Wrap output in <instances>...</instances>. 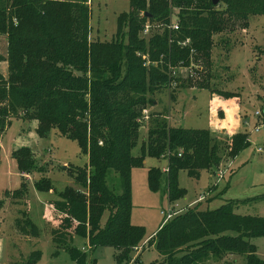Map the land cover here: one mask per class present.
<instances>
[{
  "label": "trees",
  "instance_id": "obj_1",
  "mask_svg": "<svg viewBox=\"0 0 264 264\" xmlns=\"http://www.w3.org/2000/svg\"><path fill=\"white\" fill-rule=\"evenodd\" d=\"M88 2L0 0V36L7 42L8 64L7 79L0 74V138L11 120L20 119L36 125L39 139L55 130L76 141L88 158L84 168L67 169L76 188L57 193L47 178L34 183L38 192L56 196L49 206L62 214L55 223L45 214V221L57 231L51 232L56 235L53 242L65 247L74 264H93L89 252L72 247L74 238L85 241L88 251L112 247L119 252L118 263H131L145 236L143 227L131 224L132 171L141 169L145 158L166 159L167 173L150 168L146 182L150 192L158 193L163 187L168 201L175 202L186 196L179 187V173L198 180L202 171L219 165L228 142L214 139L208 129L174 128L165 117L151 115L156 118L135 156L141 126L147 124L143 111L155 105L152 96L169 83V65L183 64L185 69L192 65L199 73L207 69V78L212 79L215 36L235 24L246 31L249 18L264 16V0H218L216 5L213 0H129L130 10L118 16L111 42L89 40ZM173 10L177 11V31L171 29ZM146 22L165 27L148 44L139 38ZM179 41L189 43L180 48ZM138 53L148 54L150 61L161 57V67L147 70ZM177 84L182 86L179 78ZM197 88L210 87L202 83ZM262 114L264 124V109ZM249 146L241 132L231 138L227 154L235 159ZM33 158L28 147L12 152L21 176L38 169ZM111 172L119 179L120 194L106 184ZM26 194L22 184L11 196ZM247 202L228 201L215 210L191 206L161 225L149 244L164 264H233L239 256L245 258L244 264H264L250 243L264 238V218L234 212ZM3 207L0 200V211ZM24 217L18 223L21 233L39 236L28 216ZM40 256L34 251L10 264H37Z\"/></svg>",
  "mask_w": 264,
  "mask_h": 264
},
{
  "label": "rangeland",
  "instance_id": "obj_2",
  "mask_svg": "<svg viewBox=\"0 0 264 264\" xmlns=\"http://www.w3.org/2000/svg\"><path fill=\"white\" fill-rule=\"evenodd\" d=\"M87 6L90 9L89 40L91 42L114 40L117 18L129 12V0H89ZM176 14L177 11L173 10L170 17L172 25L176 24ZM248 23L246 31H242L241 27L235 24L221 35L215 36L214 66L210 69L212 79L207 78V73L210 72L207 69L199 73L189 65L179 75L182 86L177 85V88L169 91L167 84L165 89L152 96L155 105L148 107L147 112L150 116L165 117L174 128L204 130L208 129L209 89L238 93L242 100L241 132L247 137L249 135L250 146L232 159L227 153L231 138L237 134L228 137L224 133L214 134L209 131L214 139L228 141L225 144L226 155L225 152L222 153L219 165L213 170L202 171L198 180L189 178L186 172H180L179 187L186 191V196L175 202L168 201L163 187L158 193L150 192L146 182V173L150 168H158L167 173V160L145 158L143 167L133 170L131 177L133 206L131 224L144 228L145 236L141 247L136 254L134 253V260L131 263H118L116 257L119 252L114 248L97 247L88 251L85 241L74 238L72 247L81 252H89V260L93 264H164L155 246L149 242L154 239L159 227L170 220L161 215V212L169 209L177 213L173 216L175 217L196 204H200L198 206L203 210H215L228 201L248 200L247 203L235 208V214L264 218V124L261 121L264 109V16L251 17ZM146 26L149 27L148 33L144 34L142 31L139 34V38L146 44L154 34H161L165 28L163 25H151L149 22L145 23L144 27ZM124 42L126 43V40ZM176 46L185 47L180 41ZM137 56L145 61L144 67L147 70L161 67V57L157 61H150L148 54L138 53ZM0 57L4 59L7 57V42L2 36ZM181 65L183 66L178 64L176 67ZM2 66L5 72L6 66L3 63ZM5 75L8 76V71ZM7 76L4 79H7ZM202 83L208 84L210 88H197ZM256 112H259L258 116L255 115ZM216 116L217 119H224L223 112ZM153 118L156 117L151 116L147 124L141 126V137L133 155H138L146 132L152 127ZM255 125L262 126L257 134L253 132ZM34 126L36 127L34 123L29 124L20 119L11 120L0 138V200L4 201V207L0 211V264L23 261L34 251L41 255L37 264H74L65 247L54 244L53 239L56 235L51 232H57L56 228L52 222L45 221V214H49L48 218L54 223L62 216L49 206V201L55 200L56 196L38 192L34 183L41 177L47 178L57 193L66 187L76 188L73 179L67 175V169L84 168L88 158L81 153L76 141L58 135L55 130H51L46 139H39ZM20 147H28L34 154L33 159L38 169L29 175L21 176L12 159L13 150ZM258 148L263 150L261 154L257 153ZM22 184L27 189L26 198L11 196V193L20 189ZM106 184L115 194L121 193L119 179L112 172L109 173ZM6 192L10 195L5 196ZM256 198L260 199L250 201ZM24 215L28 216L37 228L39 236L30 237L21 233L18 223L24 220ZM107 216L108 213L103 217L102 223ZM250 243L257 248V256L264 261V238L251 239ZM68 245L71 243L68 242ZM244 263L245 258L239 256L233 264Z\"/></svg>",
  "mask_w": 264,
  "mask_h": 264
},
{
  "label": "crops",
  "instance_id": "obj_3",
  "mask_svg": "<svg viewBox=\"0 0 264 264\" xmlns=\"http://www.w3.org/2000/svg\"><path fill=\"white\" fill-rule=\"evenodd\" d=\"M5 38V37H2ZM6 40V39H5ZM6 59V58H5ZM3 57H0V74L5 77V73L8 71V64ZM2 63L6 66V71L2 70ZM2 71V72H1ZM210 92L209 99V116H208V130L214 134H225L231 137L242 131V123L240 119L242 100L238 93L234 92ZM174 97V96H173ZM230 111V114L228 112ZM219 112H223L224 119H217L216 115ZM246 124V122H244ZM261 126V125H260ZM260 126H254L253 128H258V131H253L254 133L260 132ZM264 126V125H263ZM35 127V126H34ZM249 137V135H248ZM27 142V140H25ZM250 142V139H249Z\"/></svg>",
  "mask_w": 264,
  "mask_h": 264
},
{
  "label": "built area",
  "instance_id": "obj_4",
  "mask_svg": "<svg viewBox=\"0 0 264 264\" xmlns=\"http://www.w3.org/2000/svg\"><path fill=\"white\" fill-rule=\"evenodd\" d=\"M148 28H149L148 26L143 28V33L144 34L148 33ZM171 29L173 31H177L178 30L177 24L172 25ZM188 43H189V41H185L184 43H181V44L183 46H186ZM178 68H180V70H178ZM184 69L185 68L182 67V65H181V67H176V66L172 67V66L169 65V74L168 75L170 77V81H169L168 86H167L169 91H172L174 88H177V85H178L177 84V79L179 78V75H180L181 71L184 70ZM255 115L258 116L259 112H256ZM149 118L150 117H149V114H148L147 110L143 111V117H142L143 121L146 123V122H148ZM258 130H259L258 128H255L253 131H258ZM256 151L259 154H261L263 152V150L261 148L256 149ZM164 172H166V169L164 170ZM176 214L177 213L174 210H171V209L167 210L166 212H161V215L165 216L166 220L171 219Z\"/></svg>",
  "mask_w": 264,
  "mask_h": 264
},
{
  "label": "water",
  "instance_id": "obj_5",
  "mask_svg": "<svg viewBox=\"0 0 264 264\" xmlns=\"http://www.w3.org/2000/svg\"><path fill=\"white\" fill-rule=\"evenodd\" d=\"M218 3V0H213V4L216 5Z\"/></svg>",
  "mask_w": 264,
  "mask_h": 264
}]
</instances>
